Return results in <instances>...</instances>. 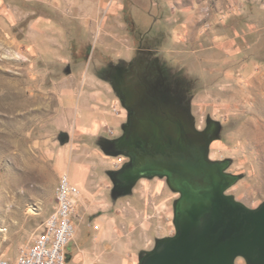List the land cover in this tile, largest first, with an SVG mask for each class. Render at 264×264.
<instances>
[{"label":"rangeland","instance_id":"obj_1","mask_svg":"<svg viewBox=\"0 0 264 264\" xmlns=\"http://www.w3.org/2000/svg\"><path fill=\"white\" fill-rule=\"evenodd\" d=\"M138 48L151 50L157 76L176 86L196 124L218 122L210 154L236 177L228 193L249 208L264 201V0H0L4 260L39 234L75 154L90 174L66 262L137 264L141 249L171 230L173 193L163 180L141 179L115 195L107 171L123 157L107 154L104 138L72 139L56 116L66 72L105 75ZM113 128L110 138L121 134Z\"/></svg>","mask_w":264,"mask_h":264},{"label":"flooded vegetation","instance_id":"obj_2","mask_svg":"<svg viewBox=\"0 0 264 264\" xmlns=\"http://www.w3.org/2000/svg\"><path fill=\"white\" fill-rule=\"evenodd\" d=\"M150 51L138 48L133 59L110 64L105 72L124 106L125 119L121 134L107 138L113 141L101 140V144L109 155L123 157L120 165L107 171L115 195L125 194L141 179L156 178L173 193L171 230L141 249L137 264H147L159 255L169 257L163 264H181L203 254L199 235L206 230L203 224L208 210L199 212L193 205L214 191L238 201L228 193L236 177L228 170V160L210 154L218 123L207 118L196 124L176 86L164 83L162 71L157 76ZM199 167L208 173L197 175L194 171ZM185 199L193 208L187 226L182 216ZM238 258L243 259L238 256L235 260Z\"/></svg>","mask_w":264,"mask_h":264},{"label":"water","instance_id":"obj_3","mask_svg":"<svg viewBox=\"0 0 264 264\" xmlns=\"http://www.w3.org/2000/svg\"><path fill=\"white\" fill-rule=\"evenodd\" d=\"M120 104L123 106L121 102ZM218 129L219 124L217 131ZM102 149L104 150L103 146ZM194 172L197 175L208 173L201 167L196 168ZM204 187L208 188L210 185L204 184ZM193 206L199 212L208 210L203 224L206 230L199 235V243H204L199 249L203 254L185 259L181 264H234L238 256H241L246 264H264V201L255 208H249L232 200L231 196L214 191L207 193L204 200ZM193 208L185 199L182 204L185 226L188 225L189 214ZM168 250H172V246ZM168 258L159 255L150 259L147 264H163L169 261Z\"/></svg>","mask_w":264,"mask_h":264},{"label":"crops","instance_id":"obj_4","mask_svg":"<svg viewBox=\"0 0 264 264\" xmlns=\"http://www.w3.org/2000/svg\"><path fill=\"white\" fill-rule=\"evenodd\" d=\"M102 32L103 36L108 34ZM61 82L63 89L56 112L59 126L67 129L74 140L114 136L113 127L122 125L125 112L107 77L85 69L66 72ZM109 129L113 130V135L109 134ZM78 158L79 155H71L63 163V169L69 177L72 165L74 175L69 179L80 189L88 180L90 167Z\"/></svg>","mask_w":264,"mask_h":264},{"label":"built area","instance_id":"obj_5","mask_svg":"<svg viewBox=\"0 0 264 264\" xmlns=\"http://www.w3.org/2000/svg\"><path fill=\"white\" fill-rule=\"evenodd\" d=\"M108 131L113 135L112 129ZM79 196V188L63 172L56 187L55 205L39 234L31 244L19 248L15 261L0 257V264H69L66 262L65 247L74 231L72 213Z\"/></svg>","mask_w":264,"mask_h":264}]
</instances>
